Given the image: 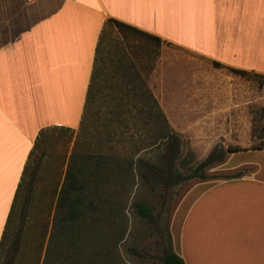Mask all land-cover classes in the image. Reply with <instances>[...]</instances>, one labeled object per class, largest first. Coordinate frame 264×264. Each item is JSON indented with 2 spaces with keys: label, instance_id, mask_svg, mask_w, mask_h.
<instances>
[{
  "label": "crops",
  "instance_id": "0c3cea01",
  "mask_svg": "<svg viewBox=\"0 0 264 264\" xmlns=\"http://www.w3.org/2000/svg\"><path fill=\"white\" fill-rule=\"evenodd\" d=\"M108 19L262 76L253 171L191 190L170 233L185 264H264V0H0V238L38 133L78 128Z\"/></svg>",
  "mask_w": 264,
  "mask_h": 264
},
{
  "label": "trees",
  "instance_id": "16d2710c",
  "mask_svg": "<svg viewBox=\"0 0 264 264\" xmlns=\"http://www.w3.org/2000/svg\"><path fill=\"white\" fill-rule=\"evenodd\" d=\"M107 27L113 28L118 37L109 44L105 41L110 34ZM163 46L170 44L116 20L105 22L95 48L83 111L63 180L59 186L53 180L32 195L44 155L41 147L50 130L58 128L41 130L23 168L2 231L0 262H8L10 255L12 264H129L120 249L129 231L127 212L131 210L145 221L152 216L151 207L144 202L129 201L138 174L141 184L152 180L169 187L183 180L205 181L207 170L223 162L222 150L214 149L199 162L189 149L178 151V137L147 86ZM211 65L223 68L217 62L212 61ZM228 70L250 81L256 79L261 90V75ZM134 125L139 131L136 137L129 134L130 126ZM59 130L69 136L73 134L70 128ZM257 130V146L228 147L226 153L262 148V107ZM141 150L154 153L153 159H135L134 154ZM140 169L143 171L138 172ZM158 172L167 174V179ZM240 177L238 173L225 180ZM18 217L25 220V225L15 233ZM160 261L185 264L173 249L169 227L165 228Z\"/></svg>",
  "mask_w": 264,
  "mask_h": 264
},
{
  "label": "rangeland",
  "instance_id": "374dc122",
  "mask_svg": "<svg viewBox=\"0 0 264 264\" xmlns=\"http://www.w3.org/2000/svg\"><path fill=\"white\" fill-rule=\"evenodd\" d=\"M107 30L110 32L105 39L107 44L118 39L113 28L107 27ZM155 66L147 86L178 137V151L189 149L199 162L214 149L222 150L225 159L207 170L205 181L183 180L168 187L161 181L148 180V183L141 184L138 174L129 201L144 202L151 207L152 216L145 221L131 210L127 212L129 231L120 249L129 264H161L165 228H171L174 233L179 229L187 208L188 193L200 190V184L224 181L238 173L246 176L253 171L250 163L258 158L257 152L226 153L228 147L250 149L259 143L257 125L261 103L256 79L250 81L226 68H213L210 60L174 45L162 47ZM130 128L129 134L136 137L139 132L136 126ZM77 130L70 136L57 130L48 133L47 141L41 147L44 155L33 182L32 195L35 196L43 186L51 185L53 180L58 181V186L61 184ZM154 155L141 150L134 154V158L153 159ZM61 157H64L62 165ZM158 173L167 179V174ZM24 225L25 220L18 217L14 232ZM12 261L13 257L9 255L4 264H12Z\"/></svg>",
  "mask_w": 264,
  "mask_h": 264
}]
</instances>
